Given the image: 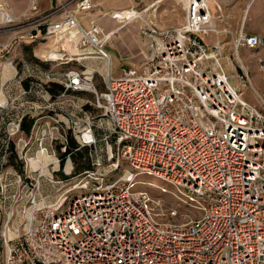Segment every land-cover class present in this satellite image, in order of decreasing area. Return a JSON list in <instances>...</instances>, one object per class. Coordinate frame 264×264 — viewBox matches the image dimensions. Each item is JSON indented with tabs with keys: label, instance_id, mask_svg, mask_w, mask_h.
<instances>
[{
	"label": "built area",
	"instance_id": "obj_1",
	"mask_svg": "<svg viewBox=\"0 0 264 264\" xmlns=\"http://www.w3.org/2000/svg\"><path fill=\"white\" fill-rule=\"evenodd\" d=\"M38 1L19 18L0 0V264H264V105L233 84L220 42L202 41L216 31L208 0H184L174 27L133 11L147 49L116 76L114 31L79 20L93 0L25 28ZM28 41L47 45L25 60L15 46ZM92 57L105 59L104 92L79 65ZM71 139L91 167L56 178Z\"/></svg>",
	"mask_w": 264,
	"mask_h": 264
},
{
	"label": "crops",
	"instance_id": "obj_2",
	"mask_svg": "<svg viewBox=\"0 0 264 264\" xmlns=\"http://www.w3.org/2000/svg\"><path fill=\"white\" fill-rule=\"evenodd\" d=\"M1 1L8 5L14 15L19 18L24 17L23 13L28 7V0ZM62 1L64 0H39L38 11L34 13L30 12L27 19L23 18L22 25L28 29H32L38 25L43 28L46 21L59 18L60 13L54 11V9ZM182 6L183 3L180 0H93L92 8L83 12L79 20L85 27H88L90 21L93 20L106 30H113L114 34L121 30L117 38L119 41L115 40L118 46L123 48L124 57L127 59L133 54L144 52L147 49V42L140 37L139 32V36L136 34V37H133L134 32L131 31L130 27L134 26V22L127 21V23H121L123 20H119L121 24L115 26L116 21L109 17L112 11L131 10L143 12L161 27H174L184 21ZM208 6L212 15L211 25L216 29L215 32L201 35L202 41L208 47L219 41L221 48H227L232 44V40L238 33L257 35L264 38V0H208ZM128 32L130 34H127ZM111 41L110 39L105 46L113 44ZM30 43L32 42L28 41V43L24 44L28 45ZM46 45L47 42H40L37 49L42 50ZM108 53L111 55L113 62L116 58V53L113 50H108ZM141 59L142 56L140 55L138 59L133 61H140Z\"/></svg>",
	"mask_w": 264,
	"mask_h": 264
},
{
	"label": "rangeland",
	"instance_id": "obj_3",
	"mask_svg": "<svg viewBox=\"0 0 264 264\" xmlns=\"http://www.w3.org/2000/svg\"><path fill=\"white\" fill-rule=\"evenodd\" d=\"M180 1L183 3L182 7H183V11H185L184 10V4H185L184 0H180ZM113 12L114 11H112L109 14L110 15L109 17L110 19H113L114 21H116L115 26H118L121 23H127L128 20L126 18L120 23L117 17H114L113 15L111 16ZM141 14L144 16H148L144 14L143 12H141ZM131 22L135 23L133 27L131 26V24H129L131 26L130 27L131 31L134 32L133 37L135 38L136 34L137 36H139L138 35L139 29L137 28V25H139V21L132 20ZM120 31L121 30H119L118 32H115V34L113 32L114 35L112 34L111 36L112 37L111 43L113 44H109V45L107 44L108 48L105 46V50L107 52L108 50L109 51L113 50V52L116 53L115 54L116 58L118 57L117 58L118 60L114 57L115 60H113L112 62L111 73L112 75H115V76L120 74L121 68L128 66V65L134 67L136 64H138L139 60L135 62L133 60L138 59V57H140L141 55V54L136 53V54H133L132 56H129L127 59L124 57L123 48L118 46V43H116V40H115L118 38ZM127 34H130V33L128 32ZM140 35H141L140 37L143 40L145 39L146 42L148 41L147 37H145L141 33ZM40 42H43V41H35L28 45L24 43L23 44L20 43L19 45L15 46V52L18 53L19 57L24 58L25 60H32L34 55L40 54V52H42L44 49V48L42 50L37 49L38 46L40 45ZM220 61L222 63L224 70L226 71L228 75H230L231 81L239 89L242 96L248 102L252 104H255L257 106L264 105V46L257 47V48H248L246 46H243V47L240 46L238 49H235L234 46L230 44L227 48H221ZM79 65L93 68L95 72L94 80H95V83L97 84L98 91L104 92L105 85H104L103 79L106 75L105 59L101 57H92L90 59L82 61L81 64ZM78 96L79 98H82V99L88 98L94 103V95H92L91 93H79ZM91 105L92 107H94L93 104ZM88 164H90L88 151L82 148L76 151L74 150L73 153L70 154L69 160L66 161L65 159H62L61 165L59 163L61 172H58L55 175V177L59 179L62 178L63 169L66 171L71 169V175H75L77 173L82 172L83 168H85V166ZM141 178L144 180H150L149 176H142ZM44 182L45 181L42 182L43 183L42 193L47 196L46 199L52 200L55 197V195H57V192L53 191V187L50 184H47L46 182L45 183ZM156 185H154L153 187H155ZM151 192L154 195H159L158 190H151ZM19 220L20 219H18L17 217V222Z\"/></svg>",
	"mask_w": 264,
	"mask_h": 264
},
{
	"label": "bare ground",
	"instance_id": "obj_4",
	"mask_svg": "<svg viewBox=\"0 0 264 264\" xmlns=\"http://www.w3.org/2000/svg\"><path fill=\"white\" fill-rule=\"evenodd\" d=\"M134 14V12L133 11H131V10H125V11H114L113 13H112V15L114 16V17H117L118 18V20H123V19H125V18H127V17H130L131 15H133ZM70 49H73V48H70ZM241 93V92H240ZM154 184H152L151 186H154V185H156L157 183L154 181L153 182ZM157 186V185H156ZM155 186V187H156ZM175 196V195H174Z\"/></svg>",
	"mask_w": 264,
	"mask_h": 264
},
{
	"label": "trees",
	"instance_id": "obj_5",
	"mask_svg": "<svg viewBox=\"0 0 264 264\" xmlns=\"http://www.w3.org/2000/svg\"><path fill=\"white\" fill-rule=\"evenodd\" d=\"M70 143H71V145H70L69 148L66 149V152L71 151V154H72L73 151H74V147H75L77 144H76V142H74L72 139H71V142H70ZM82 149H85V150L88 151V148H86V147H84V148H82ZM77 150H78V149H77ZM75 151H76V150H75ZM12 163L15 164L17 167H19V165H17V164L15 163V161L12 160ZM90 167H91V165L88 164V165L85 166V168H83V170H85V169H90Z\"/></svg>",
	"mask_w": 264,
	"mask_h": 264
}]
</instances>
